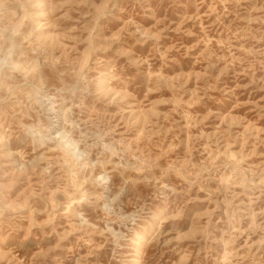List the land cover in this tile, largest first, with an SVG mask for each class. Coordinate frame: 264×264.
Returning <instances> with one entry per match:
<instances>
[{"label": "rangeland", "instance_id": "374dc122", "mask_svg": "<svg viewBox=\"0 0 264 264\" xmlns=\"http://www.w3.org/2000/svg\"><path fill=\"white\" fill-rule=\"evenodd\" d=\"M0 264H264V0H0Z\"/></svg>", "mask_w": 264, "mask_h": 264}, {"label": "bare ground", "instance_id": "6f19581e", "mask_svg": "<svg viewBox=\"0 0 264 264\" xmlns=\"http://www.w3.org/2000/svg\"><path fill=\"white\" fill-rule=\"evenodd\" d=\"M145 241V234L143 233H137L136 234V240L135 243L142 249L143 247V242ZM140 252V251H139ZM139 254V253H138ZM139 258V257H137Z\"/></svg>", "mask_w": 264, "mask_h": 264}]
</instances>
